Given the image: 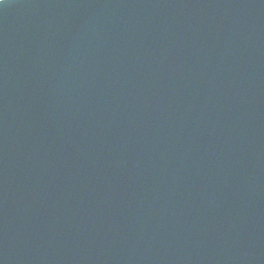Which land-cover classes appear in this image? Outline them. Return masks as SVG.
<instances>
[{
	"label": "water",
	"instance_id": "95a60500",
	"mask_svg": "<svg viewBox=\"0 0 264 264\" xmlns=\"http://www.w3.org/2000/svg\"><path fill=\"white\" fill-rule=\"evenodd\" d=\"M0 264H264V0H3Z\"/></svg>",
	"mask_w": 264,
	"mask_h": 264
},
{
	"label": "clouds",
	"instance_id": "9594fccd",
	"mask_svg": "<svg viewBox=\"0 0 264 264\" xmlns=\"http://www.w3.org/2000/svg\"><path fill=\"white\" fill-rule=\"evenodd\" d=\"M0 3H3V0H0Z\"/></svg>",
	"mask_w": 264,
	"mask_h": 264
}]
</instances>
